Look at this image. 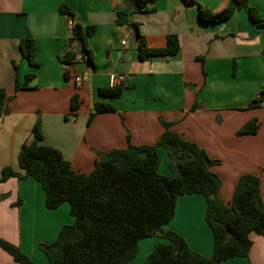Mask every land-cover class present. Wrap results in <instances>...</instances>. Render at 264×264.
Segmentation results:
<instances>
[{
	"label": "crops",
	"instance_id": "0c3cea01",
	"mask_svg": "<svg viewBox=\"0 0 264 264\" xmlns=\"http://www.w3.org/2000/svg\"><path fill=\"white\" fill-rule=\"evenodd\" d=\"M195 2L186 6L182 0H156L152 10L133 12L131 0H0V89L13 97L11 112L0 117V172L11 167L23 173L18 155L24 143L34 140L38 119L41 144L59 150L75 172L85 174L94 171L100 154L130 144L155 146L165 131L163 120L215 162L211 171L221 179L219 196L225 204L232 202L239 179L248 174L260 178L264 202V103L249 108L264 90V26L252 19L250 10L264 21V0H249L246 8L218 23L204 21L200 7L220 12L231 0ZM63 5L85 32L94 27L88 38L92 62L79 57L63 64L72 35ZM119 11H129L138 28L119 26ZM170 35L179 37L177 54L141 57L143 46L165 48ZM24 38L35 40L38 66L23 58ZM29 74L34 75L30 88L16 92L17 79L24 82ZM111 75L125 77L121 97L111 101L117 111L90 121L98 91L110 86ZM77 77L82 78L80 86ZM75 96L79 107L72 110ZM252 120L258 121V132L239 134ZM157 153L159 167L161 155L165 157L161 175L171 176L167 150L160 146ZM5 194L0 239L18 246L33 263L49 264L41 246L52 244L64 226L73 224L70 206L47 208L45 193L33 179L0 183V196ZM206 210L203 195H183L165 229L211 257L214 238ZM251 238L248 257L219 264H264V236ZM161 243L167 240L143 239L129 264H143ZM0 264L18 263L0 248Z\"/></svg>",
	"mask_w": 264,
	"mask_h": 264
},
{
	"label": "trees",
	"instance_id": "16d2710c",
	"mask_svg": "<svg viewBox=\"0 0 264 264\" xmlns=\"http://www.w3.org/2000/svg\"><path fill=\"white\" fill-rule=\"evenodd\" d=\"M133 12H148L156 0H131ZM186 6L195 0H182ZM249 0H231L220 12L200 7L206 22H223L237 10L246 8ZM61 12L73 19L70 9L63 5ZM131 11V12H132ZM257 20L255 10H250ZM129 11L117 12L119 26H133ZM94 27L85 32L80 24L72 28L70 50L63 64H72L79 57L92 62L88 38ZM24 59L38 66L37 46L33 38L20 41ZM180 51L177 35H170L167 46L162 49L141 48V57L175 55ZM34 75L26 76L24 82L17 79L16 92L29 89ZM123 93V85L101 88L95 102L92 121L98 114L116 112L111 102ZM13 97L0 89V117L11 112L9 103ZM264 103V90L252 100L249 108ZM72 110L79 107V97L72 99ZM198 105H194L197 108ZM165 131L155 146L129 145L127 149H114L100 154L95 169L90 174L75 172L71 163L61 152L41 144L43 133L41 121L33 128L32 142L22 145L18 163L23 171L6 167L0 172V183L11 178L33 179L45 193L46 206L56 209L64 203L70 205L74 222L64 226L56 240L41 246L49 264H129L138 254L143 239L160 236L167 240L155 247L143 264H219L236 257H248L253 246L252 234L264 236V202L260 178L242 176L234 191L232 202L227 205L219 196L221 179L211 171L214 161L197 143L183 139L171 130V123L161 120ZM259 130L257 120L245 124L239 134H255ZM164 147L171 159V176L159 173L158 147ZM201 194L207 200L206 221L213 232L214 249L211 257L192 250L186 240L172 230H166L174 216L179 197ZM9 195L0 196V201ZM20 203V201H19ZM0 248L18 264H35L16 245L0 239Z\"/></svg>",
	"mask_w": 264,
	"mask_h": 264
},
{
	"label": "built area",
	"instance_id": "2783aa9c",
	"mask_svg": "<svg viewBox=\"0 0 264 264\" xmlns=\"http://www.w3.org/2000/svg\"><path fill=\"white\" fill-rule=\"evenodd\" d=\"M67 25L70 29L73 28V26L75 25V22L72 18H68V22H67ZM123 45H126V42L123 41L122 43ZM124 79L125 77L123 75H111L110 76V88H115V87H118V86H121L123 85V82H124ZM82 83V78L81 77H77L76 78V84H78L79 86L81 85Z\"/></svg>",
	"mask_w": 264,
	"mask_h": 264
},
{
	"label": "rangeland",
	"instance_id": "374dc122",
	"mask_svg": "<svg viewBox=\"0 0 264 264\" xmlns=\"http://www.w3.org/2000/svg\"><path fill=\"white\" fill-rule=\"evenodd\" d=\"M164 159H165V157L163 156V155H161V168H164ZM159 167V168H160ZM168 168V167H167ZM163 170V169H162ZM161 170L159 169V173L161 174V172H160ZM68 206H70L68 203H66Z\"/></svg>",
	"mask_w": 264,
	"mask_h": 264
}]
</instances>
